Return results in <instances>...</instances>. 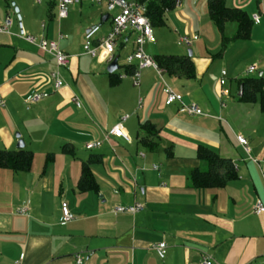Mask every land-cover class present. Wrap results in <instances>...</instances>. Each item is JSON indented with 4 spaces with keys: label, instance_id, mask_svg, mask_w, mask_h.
<instances>
[{
    "label": "crops",
    "instance_id": "0c3cea01",
    "mask_svg": "<svg viewBox=\"0 0 264 264\" xmlns=\"http://www.w3.org/2000/svg\"><path fill=\"white\" fill-rule=\"evenodd\" d=\"M128 1L147 6L150 0ZM17 2L18 25L12 20L9 30L0 33V149H18L21 138L33 159L27 171L0 168V264H74L77 252L82 264H200L203 252L223 264H263L264 212H254L253 205L257 200L264 204V111L258 96L244 101L243 89L238 95L240 79L256 75L237 79V101L230 77L246 59L264 77V0H225L250 19L262 15L247 38L232 39L237 30L232 21L221 33L209 16L208 0H180L160 16L146 14L152 40L144 44L145 52L153 58L189 56L193 75L146 68L139 87L131 85L132 65H119L120 54L133 49L132 33L117 41L113 72H102L111 61L105 52L91 57L83 51L87 28L100 26L96 38L110 30L111 13L104 3L81 0L58 19L56 0ZM7 13L8 0H0V23ZM21 30L57 41L70 55L61 69L62 87L54 89L48 79L55 67L52 56L24 40ZM222 34L229 38L225 45ZM181 35L191 40L188 46L177 43ZM222 69L227 80L220 84ZM164 83L206 115L188 116L178 102L165 105ZM34 90L48 96L26 103ZM146 121L157 128L154 147L140 142L144 131L139 126ZM115 124L129 141L103 138L102 132ZM236 134L247 139L249 152ZM95 140L101 141L99 147L85 148ZM199 146L229 159L235 177L220 187H193L189 172L207 167ZM84 162L97 191L77 188ZM61 202L75 215L66 224L60 223ZM136 202L143 209L135 214L111 211ZM22 207L25 212H18ZM161 240L167 244L163 258L152 248Z\"/></svg>",
    "mask_w": 264,
    "mask_h": 264
},
{
    "label": "built area",
    "instance_id": "2783aa9c",
    "mask_svg": "<svg viewBox=\"0 0 264 264\" xmlns=\"http://www.w3.org/2000/svg\"><path fill=\"white\" fill-rule=\"evenodd\" d=\"M39 1V0H37ZM81 0H56L57 5V17L58 19H64L69 14V8L79 3ZM97 4L104 3L107 11L111 13L110 16V30L104 35L96 38L100 26L95 24L86 29L83 35V51L91 57L97 56L98 51L105 52L107 59L110 61L113 58L115 48L117 47V41L127 32L133 34V49L126 55V64L132 65L133 69L131 74L132 83L134 86L139 87L141 84V72L146 68H152L158 73L161 72V67L156 60L148 55L144 50V44L152 40V27L149 19L146 16L147 6L143 1H128V0H93ZM174 5L177 6L180 0H173ZM262 15L254 13L251 16L253 23H259ZM12 24L11 13H7L0 23V33L7 32ZM20 36L28 43L36 46L40 50L50 54L54 60L55 67L48 73V79L52 82L54 89H59L64 85V79L61 73V69L66 68L70 63V55L63 52L55 40L47 39L45 37H37L33 34L26 33L21 30ZM61 37V34L59 35ZM191 40L185 35L178 37V44L188 46ZM256 70L255 65H250L247 68V73H253ZM226 71L222 70L220 77V84L225 82ZM123 76V75H122ZM121 76V77H122ZM164 104L170 105L178 102L180 104V111L188 116H200L206 115L201 107L194 101L185 102L182 94L176 92L172 87L164 83L163 87ZM48 92L34 90L27 94L24 101L28 104L39 102L46 98ZM72 101L77 107L82 106L81 100L74 96ZM4 105V100L0 98V106ZM139 105H141L139 101ZM128 115L122 116V120H125ZM102 136L105 140H109L111 136L123 138L129 141V136L124 132L119 124L113 125L109 130L103 131ZM238 143L243 147L246 152L250 151V146L247 139L242 134H236ZM101 145V141L95 140L85 144V148L88 150L97 148ZM153 168H157L153 165ZM143 209V204L134 203L130 205H116L111 211L113 213L127 212L135 214ZM253 210L256 213L264 212V204L257 200L253 205ZM18 212L24 213L25 208H19ZM75 215L71 212L67 202H61V224H66L72 221ZM153 250L156 252L159 258H163L166 254L167 244L161 240L153 244ZM74 264H82L83 256L80 252L74 254ZM15 264H20L16 262ZM200 264H223L215 260L210 254L203 252ZM264 264V260H263Z\"/></svg>",
    "mask_w": 264,
    "mask_h": 264
},
{
    "label": "trees",
    "instance_id": "16d2710c",
    "mask_svg": "<svg viewBox=\"0 0 264 264\" xmlns=\"http://www.w3.org/2000/svg\"><path fill=\"white\" fill-rule=\"evenodd\" d=\"M158 1V2H157ZM173 5V0H150L147 5V15L161 13L168 5ZM208 12L210 18L221 31L228 21L235 22L237 30L232 39L247 38L252 26V20L246 12L239 8L227 7L225 0H208ZM222 43L225 45L228 37L222 34ZM158 65L170 74L191 77L193 75V63L189 56L158 55L154 58ZM133 66L130 69L132 72ZM115 75L111 73V76ZM242 84V95L240 99L252 101L256 96L259 98L260 107L264 111V77L261 75L249 76L240 79ZM140 129L144 134L140 136V142L148 147L156 146L153 136L157 134L156 126L151 122H143ZM66 145L63 146V150ZM198 156L207 163L205 169H193L189 172L190 184L193 187H220L235 177L233 164L227 158L219 156L212 149L199 146ZM33 159V152L25 147L16 150L0 149V168H7L13 171H27L30 169ZM77 188L80 191H97V184L89 168L88 162H84L81 169V176Z\"/></svg>",
    "mask_w": 264,
    "mask_h": 264
},
{
    "label": "rangeland",
    "instance_id": "374dc122",
    "mask_svg": "<svg viewBox=\"0 0 264 264\" xmlns=\"http://www.w3.org/2000/svg\"><path fill=\"white\" fill-rule=\"evenodd\" d=\"M18 0H8V6L10 8V13H11V17H12V20H13V23H15V25H18L19 23V18L17 16V13L15 12V7H18L17 5V2ZM32 2H34V0H30ZM176 46V45H174ZM180 46H183V45H180ZM152 47H155V44L152 45ZM179 46H177L176 48L179 49V50H183L181 48H178ZM153 49V48H152ZM187 49V48H186ZM188 50H185V53H187ZM126 54L124 53H121L120 54V57H119V65H123V64H126L125 63V60H126ZM252 59H246V60H243L242 62H240V64L236 67V69L233 71V74L232 76L230 77L231 80H232V89H233V94H232V98L234 99V101H237V79H239L240 76H249V75H257L259 71V69H257L255 72L253 73H247L246 70L248 68V66H250V64L252 65ZM257 65V64H255ZM257 67V66H256ZM122 68V67H121ZM226 68V67H224ZM106 67L103 68V71L104 73H106L105 70ZM221 67L219 68V71H220ZM222 70H225V69H222ZM226 71V70H225ZM229 77V75H228ZM226 78V76H225ZM227 80V78H226ZM131 85H132V82H131ZM136 89V88H135ZM137 90V89H136Z\"/></svg>",
    "mask_w": 264,
    "mask_h": 264
},
{
    "label": "water",
    "instance_id": "95a60500",
    "mask_svg": "<svg viewBox=\"0 0 264 264\" xmlns=\"http://www.w3.org/2000/svg\"><path fill=\"white\" fill-rule=\"evenodd\" d=\"M15 12L17 13L18 18L20 19V15L18 13L17 7H15ZM117 59H118V57L114 56L112 58V60L108 63L107 68H106L107 72L110 73V72H113V71H115L117 69V67H118ZM259 74H261V73H259ZM241 91H242V86L240 87V91H239L238 95H241ZM17 136H19V134H17ZM16 146H17L18 149L23 148L24 147V141L20 138L18 140Z\"/></svg>",
    "mask_w": 264,
    "mask_h": 264
}]
</instances>
